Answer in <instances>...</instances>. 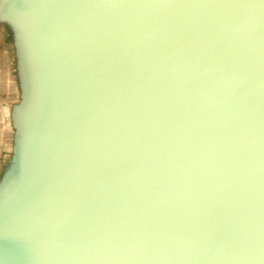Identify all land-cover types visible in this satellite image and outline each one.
Wrapping results in <instances>:
<instances>
[{
    "label": "water",
    "instance_id": "95a60500",
    "mask_svg": "<svg viewBox=\"0 0 264 264\" xmlns=\"http://www.w3.org/2000/svg\"><path fill=\"white\" fill-rule=\"evenodd\" d=\"M0 264H264V0H0Z\"/></svg>",
    "mask_w": 264,
    "mask_h": 264
}]
</instances>
